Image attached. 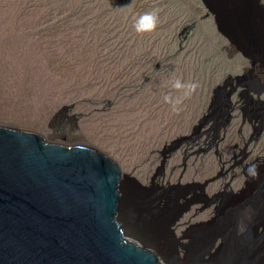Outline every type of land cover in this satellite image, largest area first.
<instances>
[{
  "label": "rangeland",
  "instance_id": "obj_1",
  "mask_svg": "<svg viewBox=\"0 0 264 264\" xmlns=\"http://www.w3.org/2000/svg\"><path fill=\"white\" fill-rule=\"evenodd\" d=\"M153 9H159L156 30L138 34L136 19ZM255 11L264 13V0ZM218 14L202 0H0V124L77 144L55 131L54 117L69 106L77 121L72 136L112 158L124 174L149 179L165 145L196 122L189 101H210L228 73L218 62L226 67L236 49L218 30ZM173 74L199 85L179 111L164 101L181 95L168 83ZM188 221H181L178 236L203 226ZM161 251L162 262L178 253L193 264L201 249L175 250L164 240Z\"/></svg>",
  "mask_w": 264,
  "mask_h": 264
},
{
  "label": "water",
  "instance_id": "obj_2",
  "mask_svg": "<svg viewBox=\"0 0 264 264\" xmlns=\"http://www.w3.org/2000/svg\"><path fill=\"white\" fill-rule=\"evenodd\" d=\"M203 1L219 12V31L253 44L264 38L256 0ZM72 132L59 136L69 140ZM173 202L168 193L142 190L136 177L88 144L47 142L0 124V264H184L178 253L162 262L157 251L164 240L173 243L171 227L183 215L171 216ZM234 219L224 214L183 237L184 248L201 249L193 264H264V231L251 224L240 232Z\"/></svg>",
  "mask_w": 264,
  "mask_h": 264
},
{
  "label": "flooded vegetation",
  "instance_id": "obj_3",
  "mask_svg": "<svg viewBox=\"0 0 264 264\" xmlns=\"http://www.w3.org/2000/svg\"><path fill=\"white\" fill-rule=\"evenodd\" d=\"M225 63L218 62V70L228 73L210 101H189L197 110L196 122L165 145L154 174L139 181L147 193L170 195L172 217L183 213L171 227L176 249L189 243L184 231L178 236L183 219L192 227L211 226L228 213L235 215L238 231L251 224L264 231V50L228 52ZM76 122L61 115L57 130L67 133ZM166 206L163 198L159 207ZM201 217L206 220L193 223Z\"/></svg>",
  "mask_w": 264,
  "mask_h": 264
},
{
  "label": "clouds",
  "instance_id": "obj_4",
  "mask_svg": "<svg viewBox=\"0 0 264 264\" xmlns=\"http://www.w3.org/2000/svg\"><path fill=\"white\" fill-rule=\"evenodd\" d=\"M256 1L259 3L262 0L260 1L256 0ZM204 5L207 7L206 3H204ZM158 13H159V9H153L152 11H148L143 14H140L134 24L135 31L138 34L154 32L159 22ZM261 20L262 22L259 28H261L264 24V13H263L262 18H260V21ZM262 30H264V27ZM225 31H226V34H225ZM228 33L229 32L224 29L221 34L223 35V37L227 36L229 38L230 41L228 40V42L232 44V46L236 49V51L242 52V51H247V50L248 51L264 50V38H261V36H259V39H260L259 43L253 44L252 42H248V40H246L247 37L244 36L243 34L234 35V34H228ZM168 83L171 84V87L173 89L181 93V95H178V96H173L171 94L164 96L165 103L170 104L172 106L173 111H179V106L183 103V101L187 99L188 97H190L193 93H195V91L199 87V85L195 82H183L181 79L176 78L174 74L169 79ZM254 167L255 166H253V168ZM249 171H252V169H250Z\"/></svg>",
  "mask_w": 264,
  "mask_h": 264
},
{
  "label": "bare ground",
  "instance_id": "obj_5",
  "mask_svg": "<svg viewBox=\"0 0 264 264\" xmlns=\"http://www.w3.org/2000/svg\"><path fill=\"white\" fill-rule=\"evenodd\" d=\"M70 137H71L73 140L78 141L79 143H77V144L84 145V143H85V142H83L82 138L80 139V137H78V136H70ZM168 220H169V219H168ZM157 251L160 252V253L162 252V251H161V246L157 248Z\"/></svg>",
  "mask_w": 264,
  "mask_h": 264
}]
</instances>
